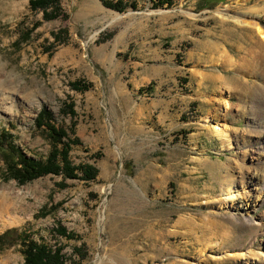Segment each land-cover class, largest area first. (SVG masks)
<instances>
[{
    "label": "rangeland",
    "instance_id": "1",
    "mask_svg": "<svg viewBox=\"0 0 264 264\" xmlns=\"http://www.w3.org/2000/svg\"><path fill=\"white\" fill-rule=\"evenodd\" d=\"M104 1L116 0H60L64 15L46 19L28 0H0V78L19 94L0 132L45 159L55 141L36 117L46 109L73 142L72 163L95 169L19 183L0 156V210L10 209L0 234L60 245L64 264H264V180L249 158L259 127L235 89L225 112L222 90L244 80L224 63L249 44L234 20L264 0H123L134 6L122 11ZM214 123L239 133L241 150ZM242 161L257 185L249 201ZM0 264H24L19 242H0Z\"/></svg>",
    "mask_w": 264,
    "mask_h": 264
},
{
    "label": "trees",
    "instance_id": "2",
    "mask_svg": "<svg viewBox=\"0 0 264 264\" xmlns=\"http://www.w3.org/2000/svg\"><path fill=\"white\" fill-rule=\"evenodd\" d=\"M154 6L163 4L171 5L174 0H150ZM207 1V0H202ZM210 1V0H208ZM32 10H40L43 17L53 19L64 15L60 0H28ZM134 1L116 0L104 1V3L114 9L122 11L126 6H134ZM84 89L89 87V84L83 85ZM51 113L42 109L36 117L37 125L43 124L50 131L49 136L54 143L51 142V148L45 159H36L26 156L22 149L14 143L9 135V132H0V156L5 164L6 170L19 183L26 182L40 175L47 173L61 174L63 177H76L78 172L82 173L83 178H93L95 169L90 164L74 165L69 158L68 152L70 149V140L66 142L62 138L67 135L60 127H55L49 123ZM40 123V124H39ZM60 144V145H58ZM64 227L58 228V233L63 234ZM0 242L11 245L19 242L22 253L24 255V264H64V255L61 252L60 245H48L44 242H38L26 234L25 231L19 230L16 227L6 229L0 234Z\"/></svg>",
    "mask_w": 264,
    "mask_h": 264
},
{
    "label": "bare ground",
    "instance_id": "3",
    "mask_svg": "<svg viewBox=\"0 0 264 264\" xmlns=\"http://www.w3.org/2000/svg\"><path fill=\"white\" fill-rule=\"evenodd\" d=\"M244 2V1H243ZM264 8L259 10H249L247 12H240V17H237L234 22H236L240 28L246 29L249 35H246L249 38V44L244 46V56L238 58H226L224 59V63L228 66H237L240 68V73L244 76V80H239L238 83L235 84H225L223 87V93L225 95L224 101V111L228 109L229 102L227 101V97L231 92V89L237 90L240 96L239 103L240 105V113L248 118L256 119L257 125L259 128L254 129V133L258 134L257 144L255 146L257 148L256 155L249 156L250 159H256L255 162L257 163L256 169L260 170L258 174L260 177L259 181L262 182L264 180V25L262 24L261 16H263ZM242 37L244 35L241 33ZM213 48H217L216 44H213ZM229 56V55H228ZM203 75H206V73ZM214 73V72H212ZM215 74V73H214ZM211 75L212 79L215 80L216 78H221V75ZM249 78L252 81H249ZM11 81V79H9ZM9 81V82H10ZM221 81V80H220ZM6 82L4 79L0 78V112L13 110L14 108V101L16 100V95L18 97L19 94L17 92V88H15V84ZM231 88V89H230ZM234 90V91H235ZM22 95V94H21ZM33 95L32 90H27L24 94L27 103L32 106L35 101L34 98H31ZM16 105V104H15ZM225 111V112H226ZM210 115H207L206 118L209 119ZM253 124V123H252ZM254 126V124H253ZM211 129L213 130L214 134L219 137L221 142L226 145L228 148L236 146L240 149V145L235 142L239 138V133L235 130H228L225 126L222 127L216 123L212 124ZM263 129V130H262ZM263 136V137H262ZM241 150V149H240ZM246 158V156H245ZM244 166H239V182L241 185L244 193L246 201L252 199V189H256L257 185L256 182L252 179L254 174L250 173V163L243 162ZM243 165V164H242ZM249 168V170H248ZM262 172V173H261ZM258 184V183H257ZM264 185V181L261 185ZM262 185V186H263ZM13 208V207H12ZM2 211V210H0ZM10 209L3 210L2 212H8ZM2 212H0V218L2 216ZM4 215V214H3ZM9 217H12L9 215ZM9 217L6 220H10ZM2 220V219H1ZM11 221V220H10ZM9 221V222H10ZM5 222V220H4Z\"/></svg>",
    "mask_w": 264,
    "mask_h": 264
}]
</instances>
